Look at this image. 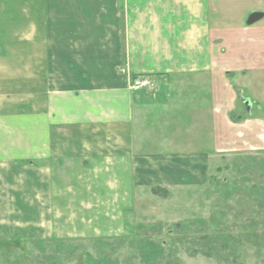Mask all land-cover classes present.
Segmentation results:
<instances>
[{
  "label": "crops",
  "instance_id": "obj_1",
  "mask_svg": "<svg viewBox=\"0 0 264 264\" xmlns=\"http://www.w3.org/2000/svg\"><path fill=\"white\" fill-rule=\"evenodd\" d=\"M255 12L264 0H0V230L53 219L61 160L101 173L104 158L125 169L136 156L132 168L167 188L207 173L210 156H147L128 127L151 113L171 144L188 148L201 126L222 142L214 156L264 151ZM142 75L157 89L133 91Z\"/></svg>",
  "mask_w": 264,
  "mask_h": 264
},
{
  "label": "rangeland",
  "instance_id": "obj_2",
  "mask_svg": "<svg viewBox=\"0 0 264 264\" xmlns=\"http://www.w3.org/2000/svg\"><path fill=\"white\" fill-rule=\"evenodd\" d=\"M151 115L128 127L147 156H210L207 173H185L183 183L176 174L167 188L132 168L136 156H125V169L104 158L101 173L61 160L53 219L0 230V264H264V151L214 156L222 142L201 126L182 142L188 148L171 144L175 133ZM156 187L167 193L154 195Z\"/></svg>",
  "mask_w": 264,
  "mask_h": 264
},
{
  "label": "built area",
  "instance_id": "obj_3",
  "mask_svg": "<svg viewBox=\"0 0 264 264\" xmlns=\"http://www.w3.org/2000/svg\"><path fill=\"white\" fill-rule=\"evenodd\" d=\"M156 87V81L153 80L151 77L145 75L138 76L137 78L132 80L130 86L133 91H150L155 89Z\"/></svg>",
  "mask_w": 264,
  "mask_h": 264
},
{
  "label": "water",
  "instance_id": "obj_4",
  "mask_svg": "<svg viewBox=\"0 0 264 264\" xmlns=\"http://www.w3.org/2000/svg\"><path fill=\"white\" fill-rule=\"evenodd\" d=\"M264 18V13L262 12H255L253 14H251L249 17H248V20H247V25L248 26H252L254 24H256L257 22H259L260 20H262ZM247 106L249 105L248 102L245 103Z\"/></svg>",
  "mask_w": 264,
  "mask_h": 264
},
{
  "label": "trees",
  "instance_id": "obj_5",
  "mask_svg": "<svg viewBox=\"0 0 264 264\" xmlns=\"http://www.w3.org/2000/svg\"><path fill=\"white\" fill-rule=\"evenodd\" d=\"M136 78V77H135ZM235 121V120H234ZM152 193L157 196H164L167 193V190L163 188H152ZM2 243H4V240H2Z\"/></svg>",
  "mask_w": 264,
  "mask_h": 264
},
{
  "label": "flooded vegetation",
  "instance_id": "obj_6",
  "mask_svg": "<svg viewBox=\"0 0 264 264\" xmlns=\"http://www.w3.org/2000/svg\"><path fill=\"white\" fill-rule=\"evenodd\" d=\"M246 102H248V104H249L248 106L245 104V105L247 106V108L251 109V107H252V103L250 102V100H245V103H246Z\"/></svg>",
  "mask_w": 264,
  "mask_h": 264
}]
</instances>
